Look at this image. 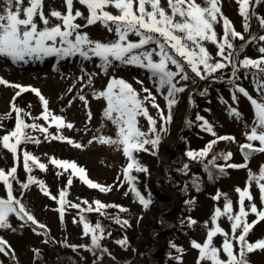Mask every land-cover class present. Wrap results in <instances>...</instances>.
Listing matches in <instances>:
<instances>
[{"label": "rangeland", "instance_id": "rangeland-1", "mask_svg": "<svg viewBox=\"0 0 264 264\" xmlns=\"http://www.w3.org/2000/svg\"><path fill=\"white\" fill-rule=\"evenodd\" d=\"M197 3L203 5L204 0H197ZM5 6L6 0H0V12H3ZM27 6L28 0H24L22 8ZM161 6L168 10L167 0H161ZM257 6L254 5L251 9L252 18L249 21V29L245 31L244 19L239 13L236 0H222L223 14L232 21L236 31L245 35V41L238 38L232 41L237 49L234 62L237 63L238 71L235 76H233L231 65L218 70L207 79L197 77L190 68H187L189 79L180 80L178 84V86L186 85L185 91L177 94L178 102L172 108V120L167 125H163L160 120L159 111L152 107L150 102H146L149 114L157 120V129L162 126L167 127L166 132L160 133L161 139L158 146L153 148L152 145H145L148 151L134 153L140 164L147 168V172L135 170L132 172V175L137 177L134 183L139 191L146 198L151 196L152 203L147 208L139 203L135 193L130 190L131 183L124 178V169L129 162L127 163L122 146L101 144L93 139L100 135L112 138H116L117 135L116 125L103 115L107 106L106 100L96 99L93 93L104 90L113 76L122 78L140 92L141 98L146 95L142 91L143 87L151 89L156 97L155 102L167 115L165 100L167 89H159L153 83L149 70L137 65L116 62L105 73L100 66L102 61L99 57L86 60L79 54L65 59L49 56L42 60L29 59L27 62H13L9 58L0 56V77L9 81L10 84L31 85L40 89L49 101L50 110L55 115L65 117L66 122L74 125L71 129L67 127L61 129V133L83 145L77 148L67 141L46 140L45 134L28 129L26 131L38 137L41 142L39 144L22 143L19 146L20 158L17 161L14 159V154L0 144V169L7 171L13 166L17 167V179L12 181L14 195L21 199L39 224L46 226L39 228L38 225L21 221L15 215H11L9 219L12 228L0 229V237H3L11 246L7 249V255L0 253L2 264H197L199 250L192 246V241L205 242L209 229L215 226L212 221L214 211L217 207L223 210L226 198L232 201L233 213L238 212L239 194L236 188L244 189L249 179V170L258 175L261 166L264 165V153L259 152L253 154L252 159L247 161V168L225 167L224 172L221 173L217 167L229 163L246 162L240 145L248 143L245 133L251 130L254 110L250 101L236 89L243 87L253 98L260 99L261 93L257 91V82L264 81V74L254 68L245 69L238 63L245 57L258 59L264 55L259 52V48L264 46V41L246 42V37L256 30H261L257 37L264 35V28L260 26L257 19L258 16L264 17V2L260 4L255 18L253 12ZM146 7L151 10L150 6L146 5ZM53 9L62 13L66 12L65 0H44L45 15L47 16ZM76 9L87 17V8L80 5L78 0H74L73 10ZM106 10L119 14L111 6ZM21 18H23V11H21ZM49 19L50 26L60 23L55 18L49 17ZM36 21L40 27H43L39 17ZM76 23L84 25L86 21L78 18ZM214 27L218 38H221L222 24ZM81 31L87 32L93 40L110 42L116 39L115 32H109L99 22L82 28ZM129 39L135 41L138 37L130 34ZM204 43L213 60L220 59L217 56V46L208 41ZM170 67L174 68L171 65ZM80 77L83 79L81 80ZM210 80H218L217 82L221 81L225 85L221 86ZM138 81H143V85ZM17 91L16 88L0 84V119L5 116L16 123V113L11 109V102ZM234 92L237 100L233 99ZM80 96L86 97L87 105L79 98ZM15 103L31 113V116L25 117L27 123H33V118L40 117L35 122L48 127L49 122L40 116L43 111L42 103L33 92L22 93L16 97ZM183 107H185V116L179 122L178 116ZM230 107L237 108L241 115L239 117L232 115L229 111ZM89 110L92 114L90 121ZM9 113L10 115H6ZM197 116L204 117L213 125L216 136H232L235 137V141H218L206 158L192 160L186 155L189 150L199 151L216 139V136L200 127L202 121L198 120ZM138 120V126L147 132L148 120L142 116L138 117ZM3 124L0 122V137L12 130L6 126L5 122ZM176 126L178 141L168 159H165L163 155L166 152V142L174 135ZM49 132L57 133L56 126L49 127ZM252 143L259 147L258 141ZM23 150L35 155L41 163L47 165L46 170L34 166L30 174L37 180L44 181L51 196L57 197L56 200L46 195L38 184L34 183L28 189L22 188V183L27 182L29 175L23 166ZM227 152L233 155L230 160L225 161L219 154ZM214 155L217 159L213 164ZM52 157L76 162L86 169L91 180L101 185L112 186V190L101 192L99 189L90 188L77 176H72L73 182L71 186H67L71 170L65 172L62 168L52 165L50 163ZM163 163L165 166L162 168ZM185 164L188 165L187 169L184 168ZM58 173L62 174L58 175ZM157 173H160V176L155 179ZM261 182L264 183V181ZM61 189H66L65 199L69 202L65 205L62 218L59 212ZM250 191L254 197L252 202L256 203L258 208L264 207L255 181H252ZM218 192L226 196L221 195L219 200L214 199ZM6 194V186L0 182V197H6ZM85 200L89 203L99 200L104 204L120 205L127 209V211H120L119 208L109 207L103 210V214L93 211L89 212V216H84L87 222L92 225L99 222L104 228V238L100 242L99 249L89 250L87 247H80L91 245V236L83 234L84 221L80 219L86 212L82 210L88 206L83 203ZM249 203L245 200L246 210ZM70 204H80L81 207L73 208ZM93 206H95L94 203ZM117 218L128 220L130 226L117 223ZM189 218L197 223L190 224ZM247 219L251 222L256 217L250 213ZM217 223L231 235V222L227 216H221ZM238 234L239 230H237ZM125 237H127L125 246L117 243ZM247 239L253 243L264 239V221L256 224ZM223 240L224 236L217 234L213 238V243L220 248ZM173 244L176 248L172 247ZM179 248L183 249L182 253L177 251ZM37 249L38 255L35 251ZM102 249H107V252H102ZM136 249L139 255L136 254ZM235 250L239 251L238 245H235ZM67 255L68 257H65ZM220 255L222 259H226L222 250ZM176 257L181 259L178 260ZM247 258L249 264H264V250H255L249 253ZM201 264H211V262L201 261Z\"/></svg>", "mask_w": 264, "mask_h": 264}, {"label": "snow or ice", "instance_id": "snow-or-ice-1", "mask_svg": "<svg viewBox=\"0 0 264 264\" xmlns=\"http://www.w3.org/2000/svg\"><path fill=\"white\" fill-rule=\"evenodd\" d=\"M24 0H6V6L3 12H0V56L11 59L13 62H27L29 59L42 60L45 57L56 56L59 59L76 56L79 54L86 60L93 57H99L102 61L101 68L107 73L108 69L118 62L124 65H137L149 70L153 83L159 89H167L165 100L167 105V115L164 109L156 103V97L152 90L146 87L142 88L144 95L141 98L140 92L122 78L113 76L106 88L99 92H94L96 99L104 98L107 106L103 115L112 121L117 127L116 138L100 135L93 137L101 144H111L122 146L124 155L129 159V163L124 169V178L131 183V191L135 193L139 203L147 208L151 203V196L147 198L136 187L134 181L137 177L132 175L133 170L136 172H147V168L140 164L134 156L135 152L148 151L145 145H152L153 148L158 146L161 132H166L167 127L162 126L157 129V120L153 118L146 106V102H150L152 107L159 111L160 120L163 125H167L172 120V108L177 104L176 96L178 93L185 91V86H178L180 80L187 81L189 75L187 68L191 69L197 77L207 79L209 76L224 69L229 65L233 68V76L238 71L237 63L234 62V56L237 49L234 47L233 40L239 39L245 41V35L236 31L232 21L222 12V0H204V4L197 3V0H167L168 10L161 6V0H78V3L85 6L88 10L87 17L79 9L73 10L74 0H65L66 12L53 9L46 16L44 13V0H28V6L22 8ZM239 5V13L244 19V29H249V21L252 18L251 9L254 5L264 2V0H236ZM15 5V10H13ZM146 5L150 6L148 10ZM114 7L119 14H113L106 9ZM170 10V12H169ZM23 11V18H21ZM39 17L43 27L38 25L36 18ZM55 18L60 23L50 26V19ZM78 18L85 19L86 23L81 25L76 23ZM260 26L264 28V17H257ZM101 23L109 32H115L116 39L110 42H102L93 40L87 32L81 31L82 28ZM222 24L223 35L218 38L215 31V25ZM130 34L138 37L133 41L129 39ZM264 41V35L250 36V41ZM205 41L211 42L217 46V56L220 59L213 60L212 55L205 47ZM154 45V47H149ZM259 52L264 54V46L259 48ZM239 66L243 68H254L264 74V55L258 59L245 57L239 60ZM174 66V68L170 67ZM187 66V67H186ZM179 78V79H177ZM82 80L83 77H80ZM91 76L89 77V84ZM143 85V81H138ZM0 84L11 86L18 89L11 102V109L16 113V123L10 132L0 137V144L14 154V159L19 160V146L22 143H36L41 141L38 137L33 136L28 129L38 130L45 134L46 140L67 141L77 148L83 147L80 143H76L61 133V129L67 127L73 128L74 125L66 122L65 117L55 115L49 108V101L41 93L40 89L31 85L24 86L20 84H10L9 81L0 77ZM31 91L41 101L43 111L40 116L48 121V127L38 124L35 121L40 117L33 118V123H27L25 117L31 116L30 112L18 107L15 103L16 97L22 93ZM236 91L243 94L251 103L254 110V120L250 132H246V140L248 143L240 145L241 153L244 156L245 163L234 164L229 163L219 167L221 173L227 168H247V161L256 152L264 153V81L257 82V91L261 93L260 99L253 98L243 87H237ZM87 105V99L84 96L79 97ZM233 99L237 100L235 92ZM229 111L232 115L239 117L241 113L235 107H230ZM6 115H10L6 114ZM145 117L149 123L147 132L141 130L138 117ZM92 114L89 110L88 118L91 120ZM202 121L200 127L205 131L216 136L213 125L202 116H197ZM55 125L57 133L49 132V127ZM218 141H235L232 136H216L215 140L210 141L207 146L199 151L189 150L186 155L192 160H203L212 151L213 146ZM258 141L259 147H255L252 142ZM92 143V141H89ZM23 166L29 173L27 182L22 183L23 189H28L32 184H38L41 190L50 195L44 181L37 180L30 173L34 166H38L41 170H46L47 165L41 163L35 155L23 150ZM231 152L220 153L219 156L225 161L232 157ZM217 156L212 157V163H215ZM31 162V163H30ZM50 163L54 166L62 168L65 172L69 169L71 173L67 181V186L72 184V176H77L82 182L90 188L99 189L101 192L112 190V186L101 185L91 180L86 169L79 166L74 161L61 160L55 157L50 158ZM207 168V165H205ZM187 169L188 165L185 164ZM17 167L13 166L5 171L0 169V182L6 186V197H0V229L12 228L10 216L15 215L19 220L31 222L38 225L39 228H45L43 224H39L35 217L27 210L21 199L17 198L13 193L12 181L16 180ZM62 173H58L60 175ZM252 181L258 185L261 201L264 203V165L261 166L259 174H254L249 170V179L244 189L236 188L239 194V210L233 213L232 201L227 200L223 210L217 207L212 216L213 228L209 229L204 243L192 241V246L199 250L197 264L201 261H209L211 264H249L248 254L255 250H264V239L256 242H249L247 237L253 228L261 221H264V207L258 208L256 203L252 202L254 197L250 188ZM122 186V185H121ZM127 195V193H125ZM221 194L217 193L214 199L219 200ZM67 191L61 189L59 192V212L61 218L65 211ZM56 200V196H51ZM245 200H248L249 206L246 210ZM88 205L82 211L99 212L103 214V210L109 207L119 208L120 211H127L120 205L104 204L99 200L89 203L87 200L83 202ZM192 203V201H189ZM73 208H80V204H70ZM254 214L256 219L248 222L249 214ZM221 216H227L231 222V235L226 232L217 223ZM80 219L83 223V234L91 236V245L87 247L89 250L101 248V240L104 238V228L99 222L95 225L87 222L85 217L81 215ZM116 222L125 226H130L128 220L116 219ZM189 223L195 225L197 221L189 218ZM207 224V222H206ZM23 226V225H22ZM15 231V229H12ZM237 230L239 234L237 235ZM217 234L224 236L223 243L217 248L213 243V238ZM47 242V241H45ZM235 242V244H234ZM118 244L125 246L127 237L118 240ZM235 245L239 246V251L235 250ZM78 247L75 245H66ZM176 248V245H172ZM11 246L8 242L0 237V253L8 254L7 249ZM221 250L226 259L221 258ZM39 254V250H35ZM183 252L182 248L177 249ZM107 252V249H102ZM176 259H181L176 257ZM2 264V262H0Z\"/></svg>", "mask_w": 264, "mask_h": 264}, {"label": "bare ground", "instance_id": "bare-ground-1", "mask_svg": "<svg viewBox=\"0 0 264 264\" xmlns=\"http://www.w3.org/2000/svg\"><path fill=\"white\" fill-rule=\"evenodd\" d=\"M185 116V107H183L179 113V116H178V119H179V122H181L183 120ZM177 134H178V127L176 126L174 128V135L172 137H169L167 142H166V146H165V154L163 155L165 159H168L169 157V154L172 152V150H174L175 146H176V142L178 141L177 139ZM165 166V163H163L161 165V167L163 168ZM158 176H160V173H157L155 175V179L158 178ZM169 191V190H168ZM170 192V191H169Z\"/></svg>", "mask_w": 264, "mask_h": 264}, {"label": "trees", "instance_id": "trees-1", "mask_svg": "<svg viewBox=\"0 0 264 264\" xmlns=\"http://www.w3.org/2000/svg\"><path fill=\"white\" fill-rule=\"evenodd\" d=\"M0 122H2V125H4L3 123L5 122L6 123V126L7 127H9L10 129H12L13 130V128H14V126H15V121H10L9 120V118L8 117H2L1 119H0ZM129 162V159L127 158V163ZM131 186V185H130ZM89 212H85L84 214H82L83 216H89ZM99 215V214H98ZM97 218H100V217H98L97 216ZM64 242H65V240H64ZM136 254H138L139 255V251H138V249H136ZM65 257H68V255L67 256H65ZM70 259H72V260H74V258H70Z\"/></svg>", "mask_w": 264, "mask_h": 264}, {"label": "water", "instance_id": "water-1", "mask_svg": "<svg viewBox=\"0 0 264 264\" xmlns=\"http://www.w3.org/2000/svg\"><path fill=\"white\" fill-rule=\"evenodd\" d=\"M221 84H224V83H221Z\"/></svg>", "mask_w": 264, "mask_h": 264}]
</instances>
